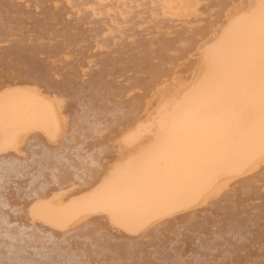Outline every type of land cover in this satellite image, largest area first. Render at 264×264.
<instances>
[{"label": "bare ground", "instance_id": "obj_1", "mask_svg": "<svg viewBox=\"0 0 264 264\" xmlns=\"http://www.w3.org/2000/svg\"><path fill=\"white\" fill-rule=\"evenodd\" d=\"M261 3L0 0V162H28L0 187V218L34 250L26 258L264 264L259 150L172 192L149 209L160 220L122 212L116 224L82 199L106 178L101 195L131 200L151 185L168 150L161 126L175 117L182 137L188 86L213 78L202 74L201 49L222 61Z\"/></svg>", "mask_w": 264, "mask_h": 264}, {"label": "snow or ice", "instance_id": "obj_2", "mask_svg": "<svg viewBox=\"0 0 264 264\" xmlns=\"http://www.w3.org/2000/svg\"><path fill=\"white\" fill-rule=\"evenodd\" d=\"M259 7L262 10L259 17H253L231 41L222 61L210 59L207 50L201 49L202 74L205 78L212 74L213 78L199 84L194 80L188 86L195 90V95L185 101L182 137L178 135L175 117L169 125L161 126L168 150L156 166L151 185L131 200L124 192L101 195L104 184L110 183L106 178L104 184L82 198L89 202L91 210L111 214L116 224H123L122 212L160 220V214L149 209L163 203L172 192L223 169L242 153L259 150L264 156V0ZM234 23L235 20L225 22V36ZM27 163L21 160L0 162V177H3L0 187L11 185ZM15 227L17 225L7 218H0V248L7 251V259L0 260V264H94L86 253L67 259L52 258L55 252L46 258H26L34 250L27 246L22 233L14 235L10 231ZM60 255L62 257L63 253ZM160 264L176 262L161 261Z\"/></svg>", "mask_w": 264, "mask_h": 264}]
</instances>
